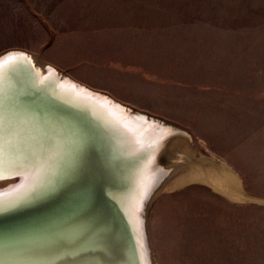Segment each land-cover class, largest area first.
Returning a JSON list of instances; mask_svg holds the SVG:
<instances>
[{"label":"rangeland","instance_id":"374dc122","mask_svg":"<svg viewBox=\"0 0 264 264\" xmlns=\"http://www.w3.org/2000/svg\"><path fill=\"white\" fill-rule=\"evenodd\" d=\"M11 48L189 128L198 160L264 198V0H0ZM183 170L150 210L155 263L264 264V205Z\"/></svg>","mask_w":264,"mask_h":264},{"label":"water","instance_id":"95a60500","mask_svg":"<svg viewBox=\"0 0 264 264\" xmlns=\"http://www.w3.org/2000/svg\"><path fill=\"white\" fill-rule=\"evenodd\" d=\"M133 118L156 124L159 138L139 149ZM178 139L195 150L189 128L74 79L40 53L1 52L0 264H155L153 202L180 170L174 165L197 161L167 152ZM156 152L158 182L140 197V174ZM25 185L36 191L23 195Z\"/></svg>","mask_w":264,"mask_h":264},{"label":"bare ground","instance_id":"6f19581e","mask_svg":"<svg viewBox=\"0 0 264 264\" xmlns=\"http://www.w3.org/2000/svg\"><path fill=\"white\" fill-rule=\"evenodd\" d=\"M134 120L135 121L131 120L133 122L131 123H132V126L134 127V130L136 129L134 132L133 139L137 141L136 143H138L139 149H143L144 147H147L150 143H153L157 138H159L158 136L160 133L157 129H155L156 124L149 123V122L144 123L140 119H134ZM173 134H177V132L174 131ZM164 150L165 148L163 149V151ZM162 152H158V153L156 152L155 155H153L151 159L152 161L151 160L149 161L148 166L147 167L145 166L144 167L145 169L140 174L141 181H139L140 183H139V189H138V193H140L139 194L140 197L142 194L144 195L146 194L147 191L151 190L153 186L156 184V182H158L157 175L159 174L158 171H160V167L158 166V164H159V158ZM167 152L169 154L170 153L174 154L178 160L184 161V162H187L186 158L189 160H192V158H196L194 149L192 148V143L191 141H188L187 139H178V140L173 141L172 144L168 146ZM177 152L180 153L182 156L185 155L187 157L186 158L179 157L177 155ZM173 167H180L179 171L181 170L184 171L183 169H186L187 171L185 176L177 180L178 185L179 183L183 184L184 182H197V181L205 182V183L210 184L211 186H213L215 190L222 192L223 194H225L227 197L231 198L232 200L233 199L243 200V198L246 197L243 191H241L237 187L238 184L236 183V180H235L236 178L234 177L233 172H230L231 170L229 171L226 167L217 168L215 164L209 160H205L202 158L201 160L197 159L196 162L189 161L186 163V165L179 164V165H174ZM226 177L229 178V179L227 178L228 183H227V179H225ZM219 179L220 181H222V184L220 183ZM133 213H134V209H133L132 214ZM148 231H149V226H148ZM149 236H150V232H149ZM150 239H151V236H150ZM151 247H152V251H153V255L155 259L152 241H151Z\"/></svg>","mask_w":264,"mask_h":264},{"label":"snow or ice","instance_id":"6c2138e0","mask_svg":"<svg viewBox=\"0 0 264 264\" xmlns=\"http://www.w3.org/2000/svg\"><path fill=\"white\" fill-rule=\"evenodd\" d=\"M16 55H24L23 53L16 54V53H10L9 56H16ZM36 185H25L22 186L23 195L27 196L30 195L32 192L36 191Z\"/></svg>","mask_w":264,"mask_h":264},{"label":"crops","instance_id":"0c3cea01","mask_svg":"<svg viewBox=\"0 0 264 264\" xmlns=\"http://www.w3.org/2000/svg\"><path fill=\"white\" fill-rule=\"evenodd\" d=\"M42 57V56H41ZM43 59V58H42ZM44 60V59H43ZM47 62V61H46ZM75 78V77H74ZM90 86V85H89ZM92 87V86H91ZM94 88V87H93ZM99 90H101V89H99ZM111 94V93H110ZM114 96V95H113ZM115 97V96H114ZM117 98V97H116ZM118 99V98H117ZM120 100V99H119ZM124 102V101H123ZM126 103V102H125Z\"/></svg>","mask_w":264,"mask_h":264}]
</instances>
